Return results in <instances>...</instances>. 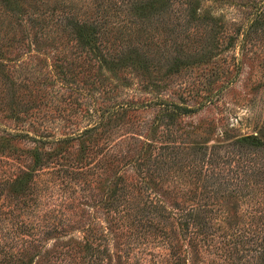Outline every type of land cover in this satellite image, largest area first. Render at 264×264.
<instances>
[{
    "label": "rangeland",
    "instance_id": "rangeland-1",
    "mask_svg": "<svg viewBox=\"0 0 264 264\" xmlns=\"http://www.w3.org/2000/svg\"><path fill=\"white\" fill-rule=\"evenodd\" d=\"M46 1L19 2L42 11ZM113 1L83 0L78 6L81 13L104 15L118 11ZM190 1L207 18L190 39H178L181 51L166 48L174 24L150 17L138 23L143 34L135 29L127 41L153 36L144 42L161 46L153 66L139 68L137 44L123 55L120 69L103 62L119 50L111 34L103 38L102 53L77 48L74 34H41L26 17L17 20L0 7V264H87L92 254L94 264H161L170 245L186 264H253L264 227L248 218V204L230 205L215 242L194 247L173 217L192 203L194 184L178 166L157 159L167 144L197 159L206 147L223 143L218 153L239 148L263 162L264 147L230 143L246 136L264 140V0ZM170 20L172 14L166 15ZM163 54L181 56V64L171 71L161 67ZM115 103L126 105L89 135L92 150L81 164L75 160L86 137L49 142L93 127ZM113 187L121 203L139 200L146 208L150 199L161 202L164 230L141 224L132 229L127 218L119 219L124 204L115 214L107 202ZM48 212L56 216L51 231L45 228ZM259 229L260 237H253ZM146 231L156 235L145 238ZM75 240L94 241L96 249L76 253Z\"/></svg>",
    "mask_w": 264,
    "mask_h": 264
},
{
    "label": "trees",
    "instance_id": "trees-1",
    "mask_svg": "<svg viewBox=\"0 0 264 264\" xmlns=\"http://www.w3.org/2000/svg\"><path fill=\"white\" fill-rule=\"evenodd\" d=\"M19 1L0 0V7L2 10L10 12V16L17 18V20L26 17L28 23L36 27L41 34L47 35L54 30L57 33L60 32L59 34L62 37H67L65 34H74L77 48L86 47L90 51L94 50L102 53L104 50L102 45L103 38L107 36L106 34H111L113 43L119 47V50L117 49V52L110 53L111 60L108 61L103 58V62H108L106 64L110 63L116 69L125 66L126 59L123 55L132 50L137 44L140 45L139 50H136L138 52L136 55L138 56L136 63L139 65V68L141 66H151L153 59L157 58L156 56L161 46L155 44L156 47H154V45L150 46V43H144L145 41H154L152 39L153 36L143 41L139 39L135 41L136 43L128 44L127 39L132 40L134 38L133 34L137 35L136 31H138L140 36L143 34L141 28H137L141 20L155 17L164 24H174L168 32L171 45L166 46V48L171 51H181L183 43L180 46L178 39L182 35L183 38L190 39L194 35L196 27L204 24L205 18H207L197 11L198 8L190 0H118L113 1L114 7L118 11H108L104 15L96 12L89 15L81 13L78 4L83 0H47L46 3L49 5L42 11L36 9V5L22 8V2ZM91 2H88V4ZM109 12L112 13L109 14ZM171 14L175 21H165V16H171ZM126 29L130 30L129 35L123 34ZM114 32H119V37H116ZM105 41L108 40L105 39ZM121 41L122 43L120 45ZM171 47L172 49H170ZM165 52L167 51L163 53ZM143 56L144 58L140 59ZM146 58L148 59L146 60ZM159 58L163 60L161 67L163 65V67L168 66L170 71L174 69L172 67L181 64V56L163 54ZM119 104L115 103L108 109L103 110L100 116L94 121L93 127H86L71 136L48 139L49 142L60 144L69 139L86 137L87 144L82 146L81 149L83 155L77 161L75 160L76 164H81V160L92 150L91 145L93 144H91L92 141L89 135H93L97 129L104 125L103 122L105 120L113 118L118 109L120 107L124 109L126 105ZM157 104L171 105L164 101ZM145 105L143 104V106ZM177 109L182 110V113L191 111V109L181 106H177ZM170 115L174 117L175 114L171 112ZM221 145L224 144L214 145L211 148L206 147L205 151L197 159L194 155H182L186 151V148L182 153L178 151L181 148L180 145L167 144L165 147H159L160 149H164L158 154L157 163L162 166H178L179 173L184 172L188 182L191 181L194 184L193 194L188 198L192 203H189V206L186 207L187 209H180L181 211L179 213L173 212V217L179 218L182 231L185 232V236L187 234L189 235V239L194 244V247H198V244H203L202 247H207L212 242H215L214 238L219 231V227H221L220 222L226 221L229 216L228 210L230 205H236L242 201L248 204V218L252 219V223L255 222L256 225L258 221H261L264 227V158L263 162H260L255 153L247 157L243 154L246 151L239 148L237 149L238 151L236 149H227L224 150V153H218L217 149L219 150L224 147ZM230 145L259 150L264 147V140L259 136H246L237 138ZM114 187H116L115 182ZM114 187L107 202H109V206L112 207V211L115 214L118 208L124 204L122 209L119 210V212H123V215L119 216V219L122 217L127 218V223L132 229L135 226H139L137 224H141L142 229L151 227L164 230L165 225L159 219L158 215L160 216V214L158 212H166L167 209L161 202L156 200L155 203H152L150 199L148 201L149 205L146 208L144 207L147 202L145 204L143 203L142 207V205H138V203H141L139 200L127 199V202L121 203L123 200L121 199L122 196L117 194ZM48 213L47 217H45V228H47V231H51L57 227L55 223L56 216L52 215V220L50 217L51 212ZM260 233H262V229H259L256 233L255 230L254 232L252 231L253 237H260ZM142 234L141 236L143 237L144 233ZM151 234L156 235V233L146 231L145 238ZM165 234L166 232L163 233L164 237ZM229 236L234 237L233 234H229ZM260 239L254 247L256 255L253 264H264V235ZM77 241H74L75 247L79 248L78 250L75 249L76 253L82 250L85 252L88 248L96 249L94 241H88L89 243L84 245ZM72 243H68L64 247ZM169 250L167 258L161 264H186V261H183L181 255H179L180 253L176 251V248L173 249V245L169 246ZM63 254H68V252L64 251ZM79 257L86 258L84 255H79ZM95 258L96 256L94 257L93 254L90 255L87 264H94L97 260Z\"/></svg>",
    "mask_w": 264,
    "mask_h": 264
}]
</instances>
